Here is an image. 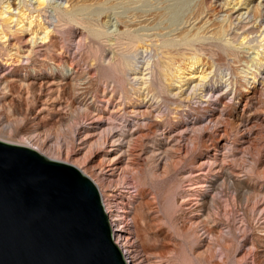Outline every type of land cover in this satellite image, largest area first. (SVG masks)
<instances>
[{
  "label": "rangeland",
  "instance_id": "rangeland-1",
  "mask_svg": "<svg viewBox=\"0 0 264 264\" xmlns=\"http://www.w3.org/2000/svg\"><path fill=\"white\" fill-rule=\"evenodd\" d=\"M262 3L0 0V139L93 170L148 134L139 185L88 173L141 264H264Z\"/></svg>",
  "mask_w": 264,
  "mask_h": 264
},
{
  "label": "water",
  "instance_id": "water-1",
  "mask_svg": "<svg viewBox=\"0 0 264 264\" xmlns=\"http://www.w3.org/2000/svg\"><path fill=\"white\" fill-rule=\"evenodd\" d=\"M0 264H126L95 183L0 140Z\"/></svg>",
  "mask_w": 264,
  "mask_h": 264
},
{
  "label": "bare ground",
  "instance_id": "bare-ground-1",
  "mask_svg": "<svg viewBox=\"0 0 264 264\" xmlns=\"http://www.w3.org/2000/svg\"><path fill=\"white\" fill-rule=\"evenodd\" d=\"M42 1L43 0H41V2ZM262 5H264V3H262ZM254 10H259V7L257 4L254 7ZM143 53H145V52H143ZM143 53H142V55H143ZM143 56H145V55H143ZM136 61L138 64L139 60L136 59ZM147 64H148V62L146 63V65ZM80 111L86 113L87 109L84 107ZM147 135L148 134H140L138 137L137 136L133 137L132 135H130L129 137H126V138H123V137L121 138L119 136L114 138V135H111V143L113 146H115L117 148L116 150L119 151V154L115 155L113 158H110L107 163H100L98 165V167L94 168L93 170L92 169L88 170V168L81 169L80 167L82 165H80V163L75 162V161L69 162L68 164H71L74 167H76L82 174L86 175L87 177H89L88 173H90V172L92 174H95L100 179L101 186L104 187L106 190L109 189V181H108V178L105 176V174L107 172H105V173L101 172L102 170L109 171L110 174H113L116 170H119V173L122 177L130 175L132 177V179H135V182L137 183V185H139L140 182L138 179V175H136V173L132 174V172H134L133 166L131 164V162L133 161L132 154H133L134 148L141 146V141ZM1 138H3V137H1ZM0 140H2V139H0ZM2 141H4V140H2ZM5 142H7V141H5ZM9 143H11V142H9ZM13 144L29 146L26 139H23V141L15 142ZM174 149H175V151L178 150V148H176V147H174ZM151 151H152V155L155 156L156 160H159L161 158L162 154L164 153L163 150H161L160 148H156V150L151 149ZM137 153L139 154V152H137ZM47 158H49V157H47ZM50 159H52V158H50ZM53 160H55V159H53ZM57 161H59V160H57ZM159 161L161 163V160H159ZM166 161H167V163L160 164V167L163 171H166V168L168 167V165L170 167H172L173 169H175L179 165L180 159L177 156L171 155L169 158H167ZM96 169H98V170H96ZM92 181H94V180H92ZM101 186H100V188H101ZM144 186H146L147 188L150 187V185H147V184H144ZM99 194L102 195L101 193H99ZM104 197L102 195L101 203H102V206L104 208V212L106 214V217L108 218V223L110 224V227H111V236H112L114 243L118 246V248L121 249L120 251H122V256L124 258L125 263L126 264H141V262L143 260H138L137 257L135 256L132 243H131V245L127 244V241L124 240L126 238H124L122 236V233L125 232V226H127V225L119 224L120 218L117 217V214L115 213L114 205L111 202V198L113 197V194L112 195H104ZM238 197H239V195H238ZM147 204H148V202H143V203L141 202V203H139V205H137V208L134 207L135 208L134 209V211H135L134 212V219L131 218L130 220H132L135 224L137 222V219H139L142 223H145L146 218H147L146 217L147 214L143 211V208ZM204 204H205V202H204ZM166 211H168V210H166ZM165 212H163V214ZM172 214L173 213L170 214L171 217H172ZM174 215H175V213H174ZM205 216H206V214H205ZM199 218H200L199 221L201 222L202 226L205 228L206 227L208 228L209 225H207V224L209 222L207 223V219L204 217V215L201 214L199 216Z\"/></svg>",
  "mask_w": 264,
  "mask_h": 264
}]
</instances>
